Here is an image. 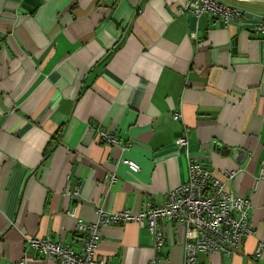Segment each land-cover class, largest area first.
I'll list each match as a JSON object with an SVG mask.
<instances>
[{
	"label": "crops",
	"instance_id": "crops-1",
	"mask_svg": "<svg viewBox=\"0 0 264 264\" xmlns=\"http://www.w3.org/2000/svg\"><path fill=\"white\" fill-rule=\"evenodd\" d=\"M30 1L24 12V0H0V264H61L27 236L79 251L76 219L165 199L187 179L173 142L184 131L191 157L218 176L236 171L231 189L249 196L256 231L239 253L198 261L264 264V250L252 255L264 240V34L252 29L264 10L223 24L179 13L181 0ZM163 226L160 264H181L182 229ZM98 249L112 264L153 254L134 221L103 226Z\"/></svg>",
	"mask_w": 264,
	"mask_h": 264
},
{
	"label": "built area",
	"instance_id": "built-area-1",
	"mask_svg": "<svg viewBox=\"0 0 264 264\" xmlns=\"http://www.w3.org/2000/svg\"><path fill=\"white\" fill-rule=\"evenodd\" d=\"M177 11L190 13L196 18L206 15L219 19L223 24L239 21L245 15L243 9L223 0H181ZM252 29L255 33L264 34V15H259ZM178 117V113H173L174 119ZM98 140L110 145L117 143V139L105 130L98 131ZM173 142L186 157L187 179L171 188L165 199L155 205H146L136 213L127 209L111 212L99 209L93 221L76 219L75 234L80 243L79 251L47 236L28 235L27 245L42 257L52 258L61 264H112L107 255L99 252L100 229L113 223L124 225L134 221L139 227H147L150 233L153 254L148 264H160L161 250L166 241L163 221H169L182 229L181 264H205L198 261V252L228 256L239 253L244 239L254 236L256 231L251 222L249 196L237 195L231 189L236 171L225 170L218 176L191 157L186 131ZM122 162L133 172L139 169L132 160L122 159ZM263 172L264 157L261 174ZM114 180L115 175L109 177L110 182ZM78 192L76 186L69 194L77 196ZM75 213V208L69 211V215L74 216ZM263 250L264 240H258L252 255L259 258Z\"/></svg>",
	"mask_w": 264,
	"mask_h": 264
},
{
	"label": "water",
	"instance_id": "water-1",
	"mask_svg": "<svg viewBox=\"0 0 264 264\" xmlns=\"http://www.w3.org/2000/svg\"><path fill=\"white\" fill-rule=\"evenodd\" d=\"M241 6L252 7L264 10V0H226ZM35 5L30 0H24L21 4V11L30 12L34 9Z\"/></svg>",
	"mask_w": 264,
	"mask_h": 264
},
{
	"label": "rangeland",
	"instance_id": "rangeland-1",
	"mask_svg": "<svg viewBox=\"0 0 264 264\" xmlns=\"http://www.w3.org/2000/svg\"><path fill=\"white\" fill-rule=\"evenodd\" d=\"M223 1H225V2H227V3H229V4H232V5H235V6L239 7V8H241V9H247V8H248V7H246V6H241V5H238V4H235V3H231V2H229V1H226V0H223ZM249 9L252 10V9H257V8L249 7Z\"/></svg>",
	"mask_w": 264,
	"mask_h": 264
}]
</instances>
